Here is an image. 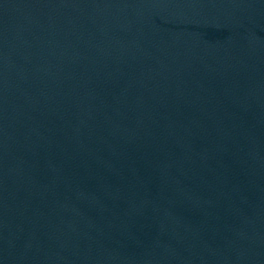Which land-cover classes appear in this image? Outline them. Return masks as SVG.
<instances>
[{
  "label": "water",
  "instance_id": "water-1",
  "mask_svg": "<svg viewBox=\"0 0 264 264\" xmlns=\"http://www.w3.org/2000/svg\"><path fill=\"white\" fill-rule=\"evenodd\" d=\"M264 192V0H0V264H185Z\"/></svg>",
  "mask_w": 264,
  "mask_h": 264
}]
</instances>
